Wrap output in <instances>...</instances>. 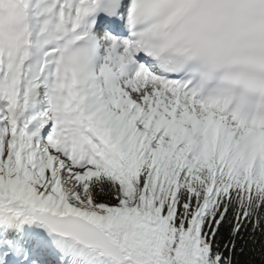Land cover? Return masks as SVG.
Instances as JSON below:
<instances>
[{"label":"snow or ice","instance_id":"snow-or-ice-1","mask_svg":"<svg viewBox=\"0 0 264 264\" xmlns=\"http://www.w3.org/2000/svg\"><path fill=\"white\" fill-rule=\"evenodd\" d=\"M0 264H264V0H0Z\"/></svg>","mask_w":264,"mask_h":264}]
</instances>
